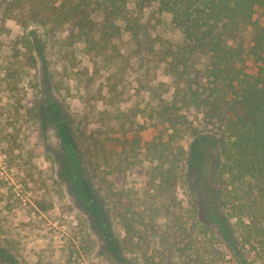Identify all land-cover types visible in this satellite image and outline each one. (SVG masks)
<instances>
[{
    "label": "rangeland",
    "instance_id": "rangeland-1",
    "mask_svg": "<svg viewBox=\"0 0 264 264\" xmlns=\"http://www.w3.org/2000/svg\"><path fill=\"white\" fill-rule=\"evenodd\" d=\"M3 6L0 0V243L12 245L13 264H113L79 201L92 189L101 196L111 189L133 205L143 202L151 168L146 148L167 138L182 149L177 198L188 215L212 220L216 126L183 107L175 112L183 115L179 134H172V80L146 48L137 51L122 32L105 56L90 55L81 42L69 44V25L2 21ZM140 19L155 48L158 38L180 42L168 13L152 6ZM253 19L264 27V8H255ZM241 35L248 47L250 27ZM257 65L248 60L247 71ZM111 224L122 239L119 222ZM152 241L145 255H153ZM130 250L128 262L145 264L135 246ZM221 264L239 263L226 256Z\"/></svg>",
    "mask_w": 264,
    "mask_h": 264
},
{
    "label": "trees",
    "instance_id": "trees-1",
    "mask_svg": "<svg viewBox=\"0 0 264 264\" xmlns=\"http://www.w3.org/2000/svg\"><path fill=\"white\" fill-rule=\"evenodd\" d=\"M3 2L2 21L51 29L69 25V44L81 42L94 56H105L113 49V39L129 33L136 50L145 47L171 77L172 134H179L176 124H182L183 115L175 112L183 107L198 110L216 126L220 162L211 187L214 218L198 220L195 209L188 215L175 194L181 147L173 146L171 138L151 142L145 153L151 168L143 202L133 205L121 191L111 189L103 196L92 189L85 201H79L101 239L102 253L113 264H131L125 254L132 246L145 264H221L226 256L239 264H264V27L253 19L254 9L264 8V0ZM152 6L170 15L181 34L179 43L158 38L153 46L140 19ZM243 26L251 30L248 47ZM248 60L258 64L255 73L247 71ZM70 156L77 158L76 153ZM160 218L165 219L163 226L157 223ZM112 219L119 222L122 239L114 236ZM152 240L153 255H145ZM3 242L0 264H13L16 253L9 241Z\"/></svg>",
    "mask_w": 264,
    "mask_h": 264
}]
</instances>
